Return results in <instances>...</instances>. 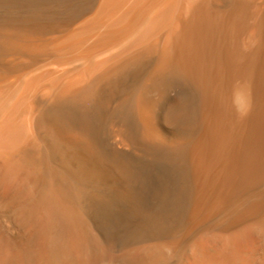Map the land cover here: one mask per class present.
Wrapping results in <instances>:
<instances>
[{"label":"bare ground","instance_id":"6f19581e","mask_svg":"<svg viewBox=\"0 0 264 264\" xmlns=\"http://www.w3.org/2000/svg\"><path fill=\"white\" fill-rule=\"evenodd\" d=\"M0 264H264V0H0Z\"/></svg>","mask_w":264,"mask_h":264}]
</instances>
